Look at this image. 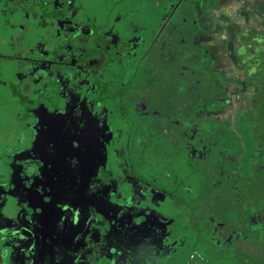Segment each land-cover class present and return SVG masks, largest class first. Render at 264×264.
<instances>
[{"label":"flooded vegetation","instance_id":"obj_1","mask_svg":"<svg viewBox=\"0 0 264 264\" xmlns=\"http://www.w3.org/2000/svg\"><path fill=\"white\" fill-rule=\"evenodd\" d=\"M181 1L184 0L172 3L178 9V15L183 9ZM61 2L65 3V8L54 4L53 0H0V146L3 147L4 155L10 161L14 149L22 148L32 137L34 129L29 125L36 111L32 104L39 99L53 96L62 87L63 82L59 80L61 70L67 75L69 71H75V68L79 67L83 73L90 63L89 56L98 57L103 54L106 65L102 69L103 78L95 72L93 76L98 90L110 91L106 99L112 126L117 127V123L122 121L132 108L142 114L140 118H143L148 128L146 139L137 130V137L132 142L133 149L130 144L132 135H129V132H133L132 126L127 127V132L123 135L114 137V144L121 147L114 148L108 154L109 174H115V185L124 184L126 194L135 192L140 202L141 193L137 189L151 181L154 186L153 199L158 202V208L152 217L153 224L148 229L134 227L127 217H117L114 227L108 226L111 222L107 217L99 227L92 228L87 226L89 221L85 220L80 225L82 235L79 241H73L67 233L58 232L53 224L34 226L33 236L25 227L32 222L25 221L19 214L10 221L9 217H4L0 220L4 229L0 232V257H3L4 264H73V257L77 258L75 264H135L138 261H141L140 264H157L160 258L165 259L171 252L168 243H175L177 240L175 231L172 230L177 218L172 211L176 210L174 201L182 200L177 194L174 193V197L172 191L159 185V178L165 172L164 165L159 158H155L157 151L150 149L148 137H157L168 140L169 144L182 146L188 150L190 158L198 160L213 151L212 140L206 144L201 143V151H197V141L193 133L197 132L196 126L199 122L193 47L189 46V41L185 44V35H180L181 18L177 14V22L166 29L175 40L176 35L178 36L176 46L185 54V64L177 58L179 53L175 56L167 55L169 59L165 60L167 53L162 44L166 33H155L154 40L148 41L145 24L141 22L143 11L132 5V8L116 11L115 14L114 8L107 11L104 8L102 12L105 13L100 14L102 12L99 8L85 4L80 11L83 19L78 23L82 26L87 24L92 29L93 35L88 38L89 43H101L95 49L88 48L84 55V60L88 63L81 65L78 62L69 66L67 60L61 61L59 57L66 55L65 42L74 37L75 33L68 32V35H65L70 26L66 18V0ZM83 35L81 32V36ZM74 45H78V38L74 40ZM151 46L157 48L154 53L155 60L149 59ZM53 56L57 57L54 61L46 58ZM33 61L51 65L53 68V71L40 81L39 86L30 75ZM92 67L95 69L96 66ZM43 70L48 71L47 67ZM168 72L170 77L166 76ZM133 85H136V88L135 92L131 93ZM174 88H183V92L174 95V101L178 99L177 105L170 109L165 105V95L167 89L171 95ZM117 115L121 119L116 117ZM204 124L212 128L208 122ZM213 128L215 130L209 129V134L215 140L214 132L219 133L221 128ZM139 129H142V126ZM234 147V151L240 156L231 158H234L241 168V164L246 163L243 156L245 144L243 142L241 145L240 141L234 144ZM121 151L124 152L123 156L120 155ZM191 168L198 170L199 167L191 164ZM121 172L124 173L123 176L120 175ZM164 174L171 177L168 173ZM234 179L231 186L238 187L241 178ZM168 183L175 184L174 179ZM190 184H183L186 191H192L191 187H188ZM168 198L172 201L167 200ZM166 204L172 205L170 212L162 209ZM112 215L109 211L108 216ZM121 220L123 223H120ZM162 224H166V227H160ZM223 224L220 230L222 241L229 238V231L224 229ZM20 231H23L27 239L21 238ZM13 232L17 235L13 236ZM29 240L37 242L38 246L31 248ZM112 248H115L116 252H112Z\"/></svg>","mask_w":264,"mask_h":264},{"label":"snow or ice","instance_id":"obj_2","mask_svg":"<svg viewBox=\"0 0 264 264\" xmlns=\"http://www.w3.org/2000/svg\"><path fill=\"white\" fill-rule=\"evenodd\" d=\"M53 2L65 8L61 0ZM112 2L66 0V18L70 27L65 35L71 32L75 36L65 42L66 55H61L59 59L67 60L69 66L78 62L81 65L90 63L83 73L79 67L67 75L61 70L59 80L63 82L62 87L53 96L32 104V108L36 109L29 125L34 129L33 135L22 148L14 149L10 161L0 146V220L9 217L10 221L19 214L25 221L32 222L25 227L33 236L34 226L53 224L58 232L67 233L70 239L79 241L83 221H89V228L99 227L106 217L111 222L109 227L116 225L117 217H127L139 229H148L153 224L152 217L158 202L153 199L151 181L137 189L141 193L140 202L135 192L126 194L124 184L115 185V174H109L108 154L121 147L114 144V137L123 135V126L114 128L109 118L106 97L110 91H101L96 87L93 72L103 78L102 69L106 67L103 54L84 60L88 48H97L101 41L88 42L93 35L92 29L87 24L82 26L78 23L83 19L80 11L85 4L103 9ZM238 2L219 0L218 11L231 16ZM77 38L78 45H74ZM46 58L57 59L54 56ZM92 65L96 66L95 69ZM45 67L47 72L43 70ZM52 71L51 65L33 61L30 75L39 86L40 81ZM104 87L107 88V85ZM120 155L123 156L124 152L121 151ZM109 211L112 216H108ZM160 227H166V224ZM2 231L4 229L0 225ZM20 236L27 239L23 231H20ZM29 244L33 249L38 246L33 240H29ZM111 251L116 252V249ZM72 259L75 264L77 258ZM0 264H4L3 257H0Z\"/></svg>","mask_w":264,"mask_h":264},{"label":"rangeland","instance_id":"obj_3","mask_svg":"<svg viewBox=\"0 0 264 264\" xmlns=\"http://www.w3.org/2000/svg\"><path fill=\"white\" fill-rule=\"evenodd\" d=\"M174 1L176 0H113L112 3L104 8L106 9L105 11L109 8H114L113 14L117 13L116 11L129 7L132 8V5L136 9L143 11V19H141V22L145 24V34L148 41L152 42L154 40L155 33H166L162 44V46L164 45L165 53H167L165 60L166 58L169 59L167 55L171 54V56H175V54L179 53L177 58L185 64L187 62L186 56L182 54L179 46H176L178 44V36L176 35L175 40L174 36H171V33L167 32L168 30L166 29L177 22L178 9L172 5ZM104 8H99V10L102 12ZM104 13L102 12L100 14ZM164 25H166L165 28H163ZM187 30L185 29V31ZM156 49L151 46L149 59L155 60L154 53H156ZM170 75L169 72L166 73V76L170 77ZM135 88L136 85H133L131 93L135 92ZM180 89H172V92L170 91L171 95L168 94L169 89L166 90L165 105L166 107L168 106L167 108H173L177 105L176 100L178 99L176 98L174 101V95L183 92V88ZM199 102L198 100L197 103ZM140 117H142V114H138L132 108L124 118L121 119L118 117L122 121L118 122L117 126H123V133L127 132V127L132 126L131 130L133 132H129V135H132L130 139L132 149V142L137 137V130L140 131L141 136H144L143 138H147L148 128L145 126L146 123L143 118ZM199 122L196 126L197 132H193L197 141V151H201V143L206 144V142L209 143L208 141L211 140L213 142V151L209 155L200 158L201 160L194 157L190 158L191 155L188 150L182 146L169 144L167 142L168 140L165 141L157 137H148L151 146L150 149L153 148L157 151L156 155H154L155 158H159L160 162L164 165V173H168L172 177L163 173V176L159 178V185L167 188L168 191H172L173 195L174 193L177 194L182 200V202L178 200L174 201L177 203H174L176 210L172 211V214L177 218L175 227L172 229L175 231L177 240L175 243H168L171 247V252L165 259L162 260L160 258L157 264H264V254L258 255L260 253L259 250L254 248L246 250L241 246L242 241L245 242V239L238 242L235 235L234 237L236 239L234 240L229 237L222 241L220 237V230L222 229L223 223L224 229H230L236 226L243 229L248 217L249 222L257 226V229L261 231L255 235L264 233V210L256 213L249 211V213L246 209V205L250 206L255 200L256 202L261 201L260 195L264 194V171L259 170V168L264 169L263 154H260L258 156L259 159L254 161L256 163L255 166L251 161H246L249 168L247 169L246 163L241 164L242 167L240 168L234 158H231L232 156L240 155L234 149L229 150L231 151L229 155V151L227 152L225 150L222 138L219 136V139L214 141L213 137L209 134V131L214 128H209L202 120ZM140 126H142V129H139ZM254 129L253 127L250 129L248 127H242L241 131H243L244 140H247L249 143H253L255 140H261L264 127L260 126L256 130ZM216 134L217 132H214V135ZM240 139L241 145H243L242 138L240 137ZM152 154L149 156L152 157ZM243 156L246 157L248 154H243ZM149 162L151 163V160ZM191 164L195 165V167L198 166V170L192 169ZM245 175H247V179ZM234 178H237V180L241 178V180L239 179V187L231 186V182L235 181ZM173 179L174 183L180 184V186L168 183ZM185 183H191L188 187H191L192 191L185 190L183 186ZM167 200L172 201L169 198ZM171 208L172 205L170 204L162 207L166 212H170ZM248 213L250 216H247ZM244 227L249 228L248 224ZM217 229L219 230L218 232L215 231ZM247 239V242H253L250 235ZM253 243H257L258 246L261 245L262 252L264 253V238L258 239ZM192 251L200 252L203 258L197 260L190 259L189 255ZM133 253L136 252L133 251ZM140 263L141 261H138L135 264ZM142 264L147 263L144 262Z\"/></svg>","mask_w":264,"mask_h":264},{"label":"crops","instance_id":"obj_4","mask_svg":"<svg viewBox=\"0 0 264 264\" xmlns=\"http://www.w3.org/2000/svg\"><path fill=\"white\" fill-rule=\"evenodd\" d=\"M182 2L179 32L186 35L185 44L189 41L193 47V71L200 101L198 120L221 128L214 139L220 136L227 152L235 148L241 137L244 155L248 154L245 159L255 166L260 154L264 158V132L260 141L249 143L241 129L264 127V0H239L231 16L218 11L219 0ZM187 27L189 30L185 31ZM260 197V202L255 200L246 205L248 212L264 210V194ZM246 224L248 229L244 227ZM246 224L243 229L239 226L226 229L229 237L233 240L237 237L238 242L245 239L241 243L243 248H254L260 251L258 255L264 254L261 245L253 243L263 239L264 233L255 235L260 229L249 222V217ZM249 235L253 242H247Z\"/></svg>","mask_w":264,"mask_h":264},{"label":"built area","instance_id":"obj_5","mask_svg":"<svg viewBox=\"0 0 264 264\" xmlns=\"http://www.w3.org/2000/svg\"><path fill=\"white\" fill-rule=\"evenodd\" d=\"M190 259H202V255L198 251H192L189 255Z\"/></svg>","mask_w":264,"mask_h":264},{"label":"water","instance_id":"obj_6","mask_svg":"<svg viewBox=\"0 0 264 264\" xmlns=\"http://www.w3.org/2000/svg\"><path fill=\"white\" fill-rule=\"evenodd\" d=\"M250 60V59H249ZM251 67H253L254 66V63L252 64V65H250Z\"/></svg>","mask_w":264,"mask_h":264}]
</instances>
